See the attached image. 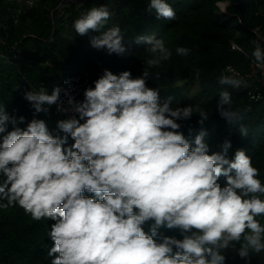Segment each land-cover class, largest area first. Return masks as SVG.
Here are the masks:
<instances>
[{"label":"clouds","instance_id":"obj_1","mask_svg":"<svg viewBox=\"0 0 264 264\" xmlns=\"http://www.w3.org/2000/svg\"><path fill=\"white\" fill-rule=\"evenodd\" d=\"M146 11L157 20L177 19L167 0H149ZM112 16L106 5L93 6L72 26L80 37L97 33L90 36L91 47L123 55L125 33L119 25L106 28ZM135 42L146 45L150 57L140 76L105 69L82 101L60 86L51 94L44 87L24 93L37 114L53 106L72 113L56 122V134L44 119L21 128L25 117L17 119L0 106V209L18 206L34 221H54L47 233L53 242L50 264H226L230 251L251 264L264 252L260 170L243 148L229 158V140L221 151L210 150L203 128L209 111L173 107L172 96L162 100L160 88L148 86L149 69L172 57L165 39L149 34ZM175 53L187 56L190 49L177 46ZM251 56L264 65L260 43ZM231 71L218 83L245 86ZM232 103L231 93L221 91L216 111L247 137L248 127L240 123L245 114ZM194 114L201 130L189 140L178 121ZM161 228L178 230L182 239Z\"/></svg>","mask_w":264,"mask_h":264},{"label":"trees","instance_id":"obj_2","mask_svg":"<svg viewBox=\"0 0 264 264\" xmlns=\"http://www.w3.org/2000/svg\"><path fill=\"white\" fill-rule=\"evenodd\" d=\"M61 1L37 0L26 7L19 0H0V106L17 119L25 117L19 127L25 128L33 118L44 119L56 134V122L64 117L55 112L54 106L48 114L35 113L24 93L44 87L50 94L67 76L83 70L90 72L92 87L105 69L114 74L128 70L133 77L140 76L144 61L150 57L146 45L135 42L136 37L156 34L165 39L173 54L169 61L149 69L148 86L160 88L162 100L172 96L173 107L198 105L209 111L210 119L203 128L208 132L210 150L221 151L225 140L232 144L229 158L236 149H245L264 183V97L252 100L246 90L218 83L227 64L247 70L254 60L251 53L256 44L264 47V40L254 32L264 35V0H167L177 15L172 21L157 20L154 12L146 11L149 0H66L59 5ZM220 3L226 4V11ZM101 5L113 13L106 28L119 25L125 33L127 51L123 55L91 47L90 36L97 33L80 37L73 29L74 20L82 12ZM231 41L242 50L233 49ZM177 46L190 49L189 55L178 56ZM194 85L197 89L193 93ZM224 90L231 93L232 108L245 114L240 123L248 127L247 137L239 133V124L232 125L216 111ZM198 119L194 114L189 121H178L189 140L201 130ZM8 130H12L11 124ZM224 182L222 177L220 183ZM260 219L264 223V218ZM52 223L34 221L18 206L0 209V264H50L47 253L53 242L47 233ZM160 231L182 239L178 230ZM226 264L245 261L230 251ZM251 264H264V252L254 255Z\"/></svg>","mask_w":264,"mask_h":264},{"label":"built area","instance_id":"obj_3","mask_svg":"<svg viewBox=\"0 0 264 264\" xmlns=\"http://www.w3.org/2000/svg\"><path fill=\"white\" fill-rule=\"evenodd\" d=\"M19 1H21L26 7H31L35 4L37 0H19ZM233 45H236L237 47L234 48ZM231 47L233 49L242 50L241 47L237 45L234 41H231ZM230 69L234 70L235 73H239L238 78L242 79L245 82V86H241L240 88L247 91L250 99L259 100L264 97V65L257 66L256 62L252 60L250 67L247 70H241L236 66H234L233 64H227L222 69V74L229 76L233 75L234 73ZM57 86H60L62 89L68 90L76 101H82L84 98L83 97L84 90L88 87H92L90 72L88 70L75 72L67 76ZM61 100L65 101V107H66L67 97L64 96L63 92L61 93ZM54 108H55V112L58 113L56 111L55 106ZM61 115L65 119L69 115H72V113L61 114Z\"/></svg>","mask_w":264,"mask_h":264},{"label":"rangeland","instance_id":"obj_4","mask_svg":"<svg viewBox=\"0 0 264 264\" xmlns=\"http://www.w3.org/2000/svg\"><path fill=\"white\" fill-rule=\"evenodd\" d=\"M225 5H226L225 3H220V7H221V8H223ZM196 89H197V86L194 85V86H193V90H192V92L194 93ZM191 95H192V93H191Z\"/></svg>","mask_w":264,"mask_h":264},{"label":"water","instance_id":"obj_5","mask_svg":"<svg viewBox=\"0 0 264 264\" xmlns=\"http://www.w3.org/2000/svg\"><path fill=\"white\" fill-rule=\"evenodd\" d=\"M66 0H62L61 3L59 5H62Z\"/></svg>","mask_w":264,"mask_h":264}]
</instances>
